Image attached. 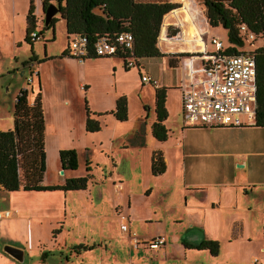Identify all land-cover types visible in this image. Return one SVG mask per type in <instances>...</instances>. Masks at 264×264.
<instances>
[{"label": "rangeland", "instance_id": "1", "mask_svg": "<svg viewBox=\"0 0 264 264\" xmlns=\"http://www.w3.org/2000/svg\"><path fill=\"white\" fill-rule=\"evenodd\" d=\"M36 2L38 4L39 0ZM198 3L195 4L196 11L202 14L201 3ZM182 4L183 2L179 6ZM11 9L12 2L7 8L8 18L4 20L0 16V36L8 37L11 45L2 49L0 58V72L5 71L0 75V124L4 126L8 122L12 123V109L18 86L22 84L27 87L29 99H32L31 94L39 88L38 83L35 82L36 65L31 61L22 62L31 54L30 44L17 45L15 40H12V35L17 38L21 32L24 33V24L22 16H16V29L14 32L11 31ZM55 15L59 19L54 25L53 40V28L43 27V10L36 21L38 28L42 29L44 34L41 33L40 38L35 41V49L42 56L44 43L48 41L47 52L54 55L39 64L42 77L40 88L45 96L48 124L45 138L47 166L43 181L46 183L63 181L64 176L60 173L62 168L56 150L60 145H73L78 151L79 165L72 171L67 170L65 177L86 173V154L93 161V167L90 170L93 176L90 177L91 180L89 179L88 186L83 191L77 189L69 190V193L60 191L53 195L51 202L28 207L29 211L28 208L23 211L18 210L23 206L21 195L11 194L9 198L8 195H3L9 192L8 190H0V208L12 209L13 221L16 219L14 225L9 223L12 220L9 218L4 220L5 224H0V264H96L92 256L94 254L96 259L99 257L101 248L98 244L95 245L93 253L91 251V254H87L86 257L74 254L66 260L59 251H55L56 246L48 239L52 236L51 226L58 220L54 219V216H61L63 229L58 234V238L70 250H73L74 243L80 241L96 243L101 241L100 225L106 224L108 219H102L100 212L104 210L105 213H110V209L105 208L107 203L104 202L95 207L87 204L83 207L84 203H76L78 205L75 208V214H72L71 210H68L67 202L74 203L78 200L86 202L89 194L97 202L105 191L110 200L116 199L120 197V194L115 188L113 179L123 181V191H132L131 199L139 207L140 216L142 211L145 212L147 208L153 206H155L153 211L160 214V217L149 222L141 220L136 213L138 217L129 223L128 230L120 229L117 223H112V230L109 234L106 233L105 240H102V248H107L110 254L113 253L120 260L123 261L131 256L130 251L134 252L136 248L147 250L145 245L148 241L144 242L145 245L135 247L129 242L132 236L142 241L144 238L149 239L152 235H156L157 231L163 230L164 233L161 234L167 237V243L172 244L175 232H170L169 229L173 227L178 230L176 236L178 238L174 239L179 244V239L183 237L199 239L203 234L197 226H204V221H208L205 226L214 235L206 233L207 236L216 238L215 240L218 239L219 242L221 254L219 263L251 264L254 257H257L261 264H264V251L260 249V246L264 245V126L212 128L185 125L182 117L181 95L179 89L174 87L180 71L170 68L166 57H142L138 62L140 66H130L128 71H125L123 67L122 58L116 55H110L109 59L102 60L62 57L60 54L67 46V34L64 20L59 14ZM174 26L181 30V26L179 27L177 23L171 28ZM203 28L208 30L205 36L210 48L213 45L212 36L227 43V31L221 25L211 26L205 23ZM180 38L184 36L180 35L176 42ZM3 42H5L4 39ZM17 65L19 66L12 72H6L9 67ZM21 68L23 69L20 70ZM138 70L160 79L161 83L166 84L167 87L166 126L169 128V137L162 145L151 139L149 119L155 115L153 114L154 86L151 83L141 84ZM30 76L32 81L28 79ZM84 83L90 84L86 90L83 89ZM122 93L128 97V118L115 125L108 122L111 115H106L101 119L99 130L85 132L83 128L85 97L91 109L100 107L106 109L112 106L115 101L114 96ZM144 102L151 106L145 133L140 131L144 128ZM143 135L146 140L145 145L140 146L130 142L133 137L136 140L139 137L143 138ZM157 145H161L167 168L163 173L153 175L150 170V155ZM88 148L89 151H86ZM106 186L110 189L107 190ZM244 186L248 189L247 192ZM146 187H152L150 195L143 192ZM200 189L204 191L201 193ZM150 190L149 188L147 192ZM166 201H170L169 207ZM211 202H215L216 205L211 207V213L208 214L204 205L209 206ZM65 206L67 215L63 217ZM45 211L48 213L47 216L41 214ZM29 213L35 215L34 224H31V239L27 234V229H30L27 222L28 216H31ZM38 214L41 215L38 216ZM117 214L119 217L124 214L127 220L129 219L128 213L123 209ZM154 216L156 215L152 217ZM175 216L178 221L172 219ZM237 219L243 224V232L241 236H237L236 240V237L233 238L235 242L229 245L228 241L233 237L231 227L233 221ZM227 227L228 231H226ZM15 232L18 236L19 246L17 247L25 249L21 259L5 250V245H13L9 241H12ZM28 244L32 245L30 249ZM45 248L55 252L50 253L46 258L42 257L41 251ZM166 250L168 254H164L162 247L152 248L151 252L139 253L133 258L141 256L137 262L139 264H156L160 259H167V264L168 260H173L172 258L178 261L172 246H167ZM206 251L209 254V251ZM191 258L193 264L207 263L203 251L192 253Z\"/></svg>", "mask_w": 264, "mask_h": 264}, {"label": "trees", "instance_id": "2", "mask_svg": "<svg viewBox=\"0 0 264 264\" xmlns=\"http://www.w3.org/2000/svg\"><path fill=\"white\" fill-rule=\"evenodd\" d=\"M201 3L202 11L211 26L221 25L227 31V43L224 53L246 51L249 43L241 30L245 24L247 29L257 34H264V0H197ZM50 2H54L59 10V16L65 22L67 41L75 33L85 35L90 43H93L101 35H114L122 30L132 32L134 37L133 55L142 57H161L166 55L158 46V37L164 14L179 8V2L172 0H42L45 8ZM59 19L57 15L44 28H53ZM34 0H29L26 14L25 41L32 45L30 33L37 26ZM179 31L177 26L168 29V35H174ZM42 33L43 30L39 29ZM165 35V30H164ZM166 36V35H165ZM167 37V36H166ZM69 49V48H68ZM33 52V51H32ZM256 61L257 105L255 120L248 125L264 126V44L254 50ZM33 54V53H32ZM168 62L172 66L178 65L181 53H170ZM71 55L66 48L60 56ZM72 56V55H71ZM110 55H98L90 50L87 57H101ZM120 56V55H116ZM74 57V56H73ZM83 58V59H84ZM34 60L33 56L24 62ZM125 69H129L126 67ZM38 73V71L36 72ZM154 91V111L156 118L151 124L152 135L164 141L168 138L169 129L164 121L167 118L166 89L164 85L152 84ZM39 89L32 100L29 101L27 87H23L15 96L12 109V126L0 129V190L8 191H52V190H80L86 189L90 177L93 174L89 162L86 163V173L82 175L65 177L61 183H46L43 181L46 171V146H45V118L42 105V95ZM178 87V86H177ZM33 89V88H32ZM33 91V90H32ZM147 105L144 106L147 109ZM87 131L100 129V122L91 116V110L85 98ZM121 121L128 118V101L125 94L116 97L115 107L108 111ZM108 112H93L97 115ZM206 127V126H202ZM231 127V126H208ZM134 142V140H132ZM61 168L74 170L79 165L78 152L75 148H62L59 150ZM166 170V161L161 150H155L151 155V172L161 174ZM91 180V179H90ZM2 210V209H0ZM61 225V224H60ZM58 228L53 232H58ZM182 243L187 247L206 248L212 254L219 251V242L215 239L203 238L199 241H190L183 238ZM87 247L83 244L73 246L74 249ZM48 252H42V257Z\"/></svg>", "mask_w": 264, "mask_h": 264}, {"label": "crops", "instance_id": "3", "mask_svg": "<svg viewBox=\"0 0 264 264\" xmlns=\"http://www.w3.org/2000/svg\"><path fill=\"white\" fill-rule=\"evenodd\" d=\"M172 1H175V2H179V3H182L183 2V4L181 5V6H179V8H176V9H174V10H172V11H170L168 14H166V16H165V21H164V24H167V22H168V20L170 19H177L178 21H179V23H180V25H179V27L181 26V30H180V35H183L185 38L184 39H186V43H187V47H189V48H191V46H195L194 44H192V42H190V35L191 34H193L194 32H201V33H203L204 32V34L206 33V32H208V30L207 29H204L203 28V25L206 23V25L207 24H209L208 22H207V19H206V17H205V15H204V13H203V11L201 10V12H202V14L200 13V12H197L196 11V8H195V4H197L198 3V1L197 0H172ZM182 1V2H181ZM11 2H12V9H11V13H12V22H11V31L13 30V32H14V30L16 29V27H15V17L16 16H22V18H23V24H24V33H22L21 32V34L20 35H18V37L16 38V37H14L13 35H12V40H15V43L17 44V45H21L22 43H24L25 45L26 44H29L28 42H26L25 41V39H24V37H25V33H26V14H27V10H28V6H29V0H11ZM10 0H0V16L2 17V18H4V20L5 19H7L8 18V16H7V8H9V6H10ZM199 4V3H198ZM5 5H7V8H5ZM200 5V4H199ZM34 6H35V13H36V15L38 16L41 12H42V0H39V3L37 4V2H36V0H34ZM19 8H22V9H19ZM18 11H17V10ZM201 9H202V6H201ZM21 11V12H20ZM176 12V13H175ZM57 14H59V12L57 13ZM203 19H204V21H203ZM205 22V23H204ZM210 25V24H209ZM38 32H39V29L40 28H38V26H36V28H35ZM204 29V30H203ZM164 30H165V25L162 27V30H161V33H160V39H159V44H160V49H161V51L162 52H165L166 54H168V55H173V54H170V53H172V51L173 50H178L179 49V44H176V41L178 40V37H176V38H166L165 37V35H164ZM40 33V32H39ZM44 33L42 32V35H43ZM162 34V35H161ZM40 35H41V33H40ZM40 35H39V37L38 38H34V39H31V37H30V39L31 40H33V43H32V45H30V48H31V54L30 55H32L33 56V58H34V60H32L31 62L33 63L34 62V64L36 65V69H37V71H38V73H36V75H35V82H37L38 83V85L40 84V86H41V82H42V77H41V73H40V69H39V64L40 63H43V61L44 60H46V59H49V58H51L52 56H54V55H50L48 52H47V42H45L44 43V54L42 55V56H40L39 55V53L37 52V50L35 49V41L37 40V39H39L40 38ZM179 35V36H180ZM163 37V38H162ZM3 39L5 40V42H3ZM199 41V40H198ZM4 43H5V45H4ZM8 45H10V39H8V37H1L0 36V58L2 57V49L4 48V47H6V46H8ZM11 46V45H10ZM202 47H205V46H202ZM202 47H198L199 48V50L202 48ZM69 46H68V41H67V46H66V50H68V52H69ZM197 48V49H198ZM64 50V49H63ZM33 51V52H32ZM33 53V54H32ZM62 53V52H61ZM70 54V53H69ZM29 55V56H30ZM168 55H163V56H161L160 58H167V60H166V62H167V64H168V66L170 67V68H173V69H176V71H180V73H179V76L178 75H176V77L178 76V81L174 84V87H177L178 86V84H179V81L181 80V78L183 77V76H185V74H186V67H185V63L183 62V59L181 58V59H179L178 60V65L177 66H172V65H170L169 64V62H168ZM28 56V57H29ZM67 56H71V55H66V56H64V57H67ZM63 57V56H62ZM71 57H73V56H71ZM109 56H101V57H87V58H84L85 60H87V59H94V60H102V59H109L108 58ZM74 58V57H73ZM28 59V58H27ZM27 59H23L22 60V62L24 63ZM83 59V60H84ZM162 60V59H161ZM30 62V61H29ZM85 62V61H84ZM123 67H124V69L126 68V66H125V64H124V62H123ZM19 65H17V66H15V67H9L7 70H6V72H12V70L14 69V68H16V67H18ZM135 67H138V66H135ZM23 68H21L20 70H22ZM130 70V69H129ZM19 71V70H18ZM125 71H128L127 69H125ZM4 72L5 71H3V72H0V75L1 74H4ZM138 72H139V70H138ZM24 73V72H23ZM147 73V72H146ZM139 74H140V72H139ZM149 74V73H148ZM158 79V78H157ZM140 80H141V78H140ZM159 80V84L158 85H164V86H166V84H163V83H161V81H160V79H158ZM141 84H143V82L141 81ZM84 86L85 87H83V89L84 90H86L89 86H90V84H88V83H84ZM24 87V85H19L18 86V89H17V91L15 92V96H16V94L19 92V90L21 89V88H23ZM178 89H179V87H177ZM39 89V88H38ZM37 91V90H36ZM36 91H34L31 95H34L35 93H36ZM40 91H41V89H40ZM154 91H155V88H154ZM179 93H180V89H179ZM122 94H124V93H122ZM166 94H167V89H166ZM41 95H42V105H43V109H44V118H45V138H46V131H47V117H46V110H45V102H44V98H45V96L43 95V93L41 92ZM120 94H117V95H115L114 96V98L115 99H113V100H115L116 101V97L117 96H119ZM126 95V94H125ZM181 95V94H180ZM126 97H127V95H126ZM86 98V97H85ZM32 99H29V101H31ZM115 101H113V103H112V106L111 107H108V108H106V109H101V107L100 108H94V109H91V107H89L90 108V110H91V116L92 117H95V118H97L98 120H99V122H101V119L104 117V116H106V115H108V116H110L111 115V117L109 118V120H108V122H110V123H112V124H118V123H122L123 121H121V120H118V119H116L113 115H112V113H109L108 111L109 110H111V109H113L114 107H115ZM127 101H128V97H127ZM87 103H88V101H87ZM145 105H147L148 107H147V109H145L144 108V106ZM165 105H166V108H167V110H168V106H167V95H166V101H165ZM143 108H144V112H145V118H144V120H143V123H144V128H142L140 131L141 132H143V133H145V127H146V123L148 122V120H147V117L149 116V114H150V109H151V106L148 104V103H143ZM93 112H108V113H102V114H100V115H97V114H95V113H93ZM128 113H129V102H128ZM153 114H155V111L153 112ZM86 117H87V115H86V110H85V116L83 117V120H84V125H83V128H84V130H85V132H94V131H87L86 129H85V121H86ZM167 117H168V114H167ZM155 118H156V115H153V116H151V118L149 119L150 120V122L149 123H151L152 124V122L155 120ZM152 119V120H151ZM167 119V118H166ZM166 119H165V121H164V123H165V125H166ZM125 121V120H124ZM7 125L6 126H4L3 124H0V129H7V128H10L11 126H12V123L10 124V122H8V123H6ZM151 126V125H150ZM167 127V126H166ZM168 128V127H167ZM169 129V128H168ZM138 131V130H137ZM139 131V132H140ZM151 134H152V132H151ZM168 137H169V135H168ZM134 139V137L131 139V143H135L136 145H140V146H143V145H145L146 144V140L144 139V135H143V138H141V137H139L138 139L136 138V142H133L132 140ZM152 141L153 142H155L154 140H156L157 142H159L161 145L168 139H166V140H164V141H160V140H158V139H156L153 135H152ZM45 143H46V141H45ZM161 145H157V146H155L154 147V149L152 150V152L153 151H155V150H161L162 152H163V150L161 149ZM45 146H46V152H47V145L45 144ZM125 146H127V145H125ZM71 147H73V148H75L76 149V147H74L73 145H68V146H62V145H60V146H58L57 147V153H58V156H59V150L60 149H62V148H71ZM77 150V149H76ZM86 151H89V148H88V150H86ZM78 152V151H77ZM152 152H151V155H152ZM163 154H164V152H163ZM87 155V159H86V163L87 162H89V166L92 168L93 167V164H92V158L91 157H88V154H86ZM151 155H150V170H151ZM164 158H165V156H164ZM165 161H166V159H165ZM166 165H167V161H166ZM166 168H167V166H166ZM67 170H69V171H72L71 169H63V172H61L60 171V173L64 176V178H63V181H64V179H65V175L67 174ZM92 170V169H91ZM92 174H93V172H91ZM107 173V172H106ZM152 173V172H151ZM153 175H158V174H153ZM67 177H69V176H67ZM63 181H61V182H63ZM61 182H59V181H55V182H53V183H61ZM113 183L114 184H116V186H115V188L119 191V194H120V197H117L116 199H113V198H111V200H110V198L108 197V195H106L107 193H106V191H105V193H103L102 195H101V197H100V199L97 201V202H95V200H93V197H92V195L91 194H89V196H88V200L86 201V202H84V201H80V200H78L77 202H75L74 201V203L73 202H70V201H68L67 202V199H66V202L69 204V205H67V207H68V210L70 211L71 210V212H72V214H75V208H76V206L78 205V204H76V203H84V204H82V206L83 207H86V204L88 205V206H93V207H95L96 205H99V204H103L104 202H106L107 204H106V207L105 208H107V209H110V213H105L104 212V210H103V212L101 211L100 213H101V218L102 219H108V221L106 222V224H101L100 225V229H99V237L100 238H102L101 239V241H99V242H82V241H80V242H77V243H74L73 244V246H75V245H77V244H83L84 246H87V247H80L79 249H74L73 248V246H72V248H73V250H70L67 246H65L64 244H62L61 242H60V240H59V236H58V234L61 232V230L63 229V220H61V216L60 217H56V216H54V219H58L55 223H54V225L53 226H51V231L50 232H52L51 234H52V236H51V238L50 239H48V240H50L51 242H53V245H55L56 246V250L55 251H59L61 254H62V256L64 257V258H66V260H68L72 255H74V254H77L78 256H83V257H86V255L87 254H91V251H92V253H93V250L95 249V245L96 244H98L99 245V248H101V250H100V255H99V257L96 259L95 257H94V254H93V259H95L93 262H96V264H139V263H137L138 262V259H141V256H139V257H134L133 258V256H137V255H139V253H147V252H151L152 251V248H158V247H162V251L164 252V254H168L167 252H168V250H166V247L167 246H172L173 247V249L175 250V252H176V254H177V257H178V261H176V259H174V258H172L173 260L172 261H170V260H168V263L167 264H193L192 263V258H191V254L192 253H194V252H201V251H203L204 252V254H205V258H206V260H207V263H205V264H222V263H219L218 261H219V259H220V249H219V251H218V253L217 254H212V253H210V251L208 250V249H206V248H201V249H199V248H195V247H187V246H185L183 243H182V240H183V238H180L179 240H180V243L178 244V242L176 241L177 240V238L178 237H176L177 236V232H178V230L177 229H175V228H173V227H170V229H169V231L170 232H175V236H174V238L176 237V240L172 237V240H173V243L172 244H170V243H167V237L165 236V239H166V241H165V243H163L162 245H159V246H157V247H151L149 244H144V242L145 241H148V240H150L151 238H153V237H155V236H158V235H163V234H161V233H164V231L162 230V231H157L156 233V235H152L149 239L148 238H144V239H142V241H140V244L139 245H145V249H147V250H150V251H147V250H139V248H136V250L134 251V252H132V250L130 251V255L131 256H128V257H126L123 261L122 260H120L118 257H116L113 253L112 254H110L109 252H108V250H107V248H102V240H105V238H106V233L107 234H109V231H111L112 230V223L113 222H115V223H117L118 224V226H119V228L120 229H123V230H126V229H129V223L133 220V219H135V218H137L138 216L136 215V213L137 214H139V207H137L136 206V202L133 200L132 201V199H131V192L132 191H123V189H124V184H123V181L122 180H119V181H116V179H113ZM107 187V190L108 189H110L109 188V186H106ZM151 189L149 192H147L148 191V189ZM243 188H245V192H247V188L244 186ZM88 190V189H87ZM116 190V191H117ZM201 191V193L204 191V190H202V189H200ZM60 191H62V190H59V189H56V190H52V191H49V190H46V191H23V190H16V191H14V192H12V191H9V192H5L6 194H3V195H8V197L10 198V195L12 194L13 196H17V195H21L22 196V198H21V200H22V204H23V206H21V207H19V209L18 210H21V211H23L24 209H26V208H28V207H36L37 205H39V206H41V205H44L45 203H48V202H51L50 201V199L53 197V195L55 196V194L56 193H58V192H60ZM79 191H83V189H80ZM64 192H67V193H69V190H67V191H64ZM145 194H148V195H150L151 194V192H152V187H146L145 189H144V191H143ZM2 193V192H1ZM67 193H65V194H67ZM68 195V194H67ZM63 196H64V194H63ZM168 199V198H167ZM185 199H186V197H185ZM66 203V204H67ZM37 204V205H36ZM166 204L168 205V207L171 205L170 204V201H166ZM170 204V205H169ZM215 202H211V205H207V204H205L204 205V207L206 208V211L208 212V214L209 213H211V207H215ZM153 208H155V206H153L152 208H147L146 209V211L144 212V211H142V215L140 216V214H139V218L141 219V220H143V221H149V222H152L151 220H153V219H157L158 217H160V214H158L156 211H153ZM0 209H2V208H0ZM5 209H8V210H10V212H11V215L10 216H8V217H4L3 219H1L0 220V224L1 223H4V220L5 219H12V220H10L9 221V223H11L12 225H14L15 223H16V219L13 221V210L12 209H10V208H5ZM125 210V212H127L128 213V217H129V219H128V228L126 227V228H124L122 225H121V220H120V217L118 216V214H117V212L119 211V210ZM30 209L28 208V211H29ZM61 211H63L62 210V208H61ZM32 212V211H31ZM31 216H28V225H29V228L30 229H27V234H28V236H29V239H31L32 238V234H31V238H30V230H31V224H34V220H33V218L35 217V215L34 214H32V213H29ZM41 214H45V216H47V212L45 211L44 213H41ZM41 214H38V216H40ZM67 215V210H66V206H65V208H64V213H62V216L63 217H65ZM153 215H156V216H154V217H152ZM22 218H23V216H22ZM174 218V221H178V219H177V217L175 216V217H172V219ZM207 218V217H206ZM111 219V220H110ZM61 220V221H60ZM206 221H207V219H206ZM158 222H160V220L158 221ZM208 222V221H207ZM207 222H205L204 221V226H201V225H198L197 227L198 228H200L201 229V231H202V234H203V238H206V239H216V238H213V237H209V236H207V234L206 233H210V235H214L212 232H210L209 230H208V228H207V226H205V224L207 223ZM5 224V223H4ZM58 224H61L60 225V229H59V231L58 232H53V230H55L56 228H58L59 226H58ZM14 229H15V227H14ZM187 229H189V228H187ZM226 231H228V227L226 228ZM242 232H243V224L241 223V222H239V219H237V220H234L233 221V224H232V227H231V236H233L229 241H228V244L229 245H231V243H234L235 242V240L239 237V236H241V234H242ZM238 236V237H237ZM169 237V236H168ZM236 237V238H235ZM17 238H18V236H16V232L15 233H13V236H12V241H9V243H11V244H13V246L14 245H16V246H19L18 245V240H17ZM109 238V237H108ZM233 238H235V240H233ZM29 239H27V240H29ZM14 240H16V241H14ZM125 240H126V238H125ZM218 240V239H217ZM126 242H128V241H126ZM129 242L131 243V240H129ZM31 246L32 245H30V244H28V248L30 249L31 248ZM105 246H107V245H105ZM20 248V247H19ZM148 248H150V249H148ZM68 249V250H67ZM260 249L261 250H263L264 251V245H261L260 246ZM23 250V249H22ZM67 250V251H66ZM206 250H208L209 251V254L207 253V251ZM44 251H46V252H48V255L51 253H53V252H55V251H52L51 252V250L50 249H47V248H45V249H43L41 252H44ZM25 252V249L23 250V253ZM47 255V256H48ZM46 256V257H47ZM165 258V257H164ZM254 258H257V257H254ZM63 258H61V260H62ZM135 259V260H134ZM258 259V258H257ZM167 260V259H166ZM166 260L165 259H160L159 260V262H156V264H166ZM60 261V260H59ZM258 262H260V260L258 259ZM263 262V261H262ZM140 263H143V261H140ZM14 264V263H13ZM251 264H253V261L251 262ZM259 264H261V262L259 263Z\"/></svg>", "mask_w": 264, "mask_h": 264}, {"label": "built area", "instance_id": "4", "mask_svg": "<svg viewBox=\"0 0 264 264\" xmlns=\"http://www.w3.org/2000/svg\"><path fill=\"white\" fill-rule=\"evenodd\" d=\"M166 14L163 16L161 30L165 25L167 37H180V31L174 35H168L169 27L175 23L180 25V23L177 19H174L175 21L169 19L167 24H164ZM241 30L249 43V48L241 52L224 53L226 44L216 36L211 37L213 45L210 48L204 32H194L189 36L190 42L195 45L191 48L187 47L185 37L176 42L179 44V49L173 50L172 53H181L180 59H183L186 67V74L178 84L185 125L235 127L254 122L257 84L253 50L264 44V34L248 30L245 24L241 25ZM39 35L36 29L30 33L31 39L38 38ZM198 47L202 48L199 50ZM133 48L134 37L132 32L127 30L112 36L101 35L93 43L79 33L73 34L69 39V53L77 59L83 60L84 56L93 50L98 55L118 54L128 67L139 65V58L133 55ZM36 72L37 70L34 73ZM140 78L144 83L159 84L157 78L146 72L140 71ZM28 79L32 81L31 76ZM10 215V210H0V218ZM120 218L121 225L128 228L127 217L121 214ZM130 240L135 247L139 246L140 240L136 236H132ZM165 241L164 235H158L148 240V244L151 247H157ZM257 263L258 259L254 258L253 264Z\"/></svg>", "mask_w": 264, "mask_h": 264}, {"label": "water", "instance_id": "5", "mask_svg": "<svg viewBox=\"0 0 264 264\" xmlns=\"http://www.w3.org/2000/svg\"><path fill=\"white\" fill-rule=\"evenodd\" d=\"M42 10L44 11V26H47L51 21V18L59 12L57 5L54 2H50L45 8L42 6ZM63 172V168L61 169ZM203 235L199 239H188L190 241H199L202 239ZM185 238V237H183ZM187 239V238H186ZM5 250L12 256L21 259L23 257V250L17 246L13 245H5Z\"/></svg>", "mask_w": 264, "mask_h": 264}, {"label": "flooded vegetation", "instance_id": "6", "mask_svg": "<svg viewBox=\"0 0 264 264\" xmlns=\"http://www.w3.org/2000/svg\"><path fill=\"white\" fill-rule=\"evenodd\" d=\"M124 62V61H123ZM124 64H125V62H124ZM126 66V65H125ZM126 67H128V66H126Z\"/></svg>", "mask_w": 264, "mask_h": 264}, {"label": "clouds", "instance_id": "7", "mask_svg": "<svg viewBox=\"0 0 264 264\" xmlns=\"http://www.w3.org/2000/svg\"><path fill=\"white\" fill-rule=\"evenodd\" d=\"M139 61H140V59H139Z\"/></svg>", "mask_w": 264, "mask_h": 264}]
</instances>
